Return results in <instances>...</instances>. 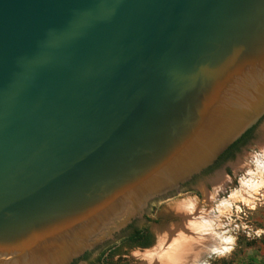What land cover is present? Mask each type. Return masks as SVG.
Returning <instances> with one entry per match:
<instances>
[{"label": "water", "instance_id": "95a60500", "mask_svg": "<svg viewBox=\"0 0 264 264\" xmlns=\"http://www.w3.org/2000/svg\"><path fill=\"white\" fill-rule=\"evenodd\" d=\"M263 175L264 0H0V264H197Z\"/></svg>", "mask_w": 264, "mask_h": 264}, {"label": "rangeland", "instance_id": "374dc122", "mask_svg": "<svg viewBox=\"0 0 264 264\" xmlns=\"http://www.w3.org/2000/svg\"><path fill=\"white\" fill-rule=\"evenodd\" d=\"M229 237L228 251L207 256L201 264H264V189L254 203L236 201Z\"/></svg>", "mask_w": 264, "mask_h": 264}, {"label": "trees", "instance_id": "16d2710c", "mask_svg": "<svg viewBox=\"0 0 264 264\" xmlns=\"http://www.w3.org/2000/svg\"><path fill=\"white\" fill-rule=\"evenodd\" d=\"M256 127H254L253 129H250L246 134H244V136L238 140L235 144H233L223 155H226V154H229L230 151L234 150L235 148H237V146L240 144V143H246L253 130L255 129ZM127 241H129L131 244L135 245V246H140V247H149L151 246L152 244V235L148 232L147 229H136L134 230L133 234H131L128 238H127ZM106 255V253H103L101 254L102 256H100L99 258V262H102V259H103V255ZM113 255V253L111 254Z\"/></svg>", "mask_w": 264, "mask_h": 264}, {"label": "flooded vegetation", "instance_id": "af4514ba", "mask_svg": "<svg viewBox=\"0 0 264 264\" xmlns=\"http://www.w3.org/2000/svg\"><path fill=\"white\" fill-rule=\"evenodd\" d=\"M255 129H256V128H255ZM255 129L253 130V132L255 131ZM253 132H252V134H253ZM252 134H251V136H252ZM245 144H246V143H240V144L237 146V148H235L234 150L230 151L229 154L222 155V156L218 159V161H217L212 167H210L209 169H207L206 171H204V172L202 173V175L205 174V173H207V172H216V170L219 169L221 165H224V164L228 163L230 160H232L233 157H235V156L237 155V152H239V151L241 150V146H244ZM200 176H201V175H200ZM134 230H135V229H133L130 233H128V235H126V237H125L126 240H127V238H128L131 234H133ZM128 242H129V241H128ZM102 248H103V247H101L100 249H97L96 251H94V253H96V257H98V260H99L101 254H102ZM137 248H140L141 250H144V249H146L147 247H140V246H137ZM103 250H104V249H103ZM90 255H91V252L86 253L83 257H81V259H80L78 262H84V261L88 260V258H89ZM76 262H77V261H76Z\"/></svg>", "mask_w": 264, "mask_h": 264}, {"label": "bare ground", "instance_id": "6f19581e", "mask_svg": "<svg viewBox=\"0 0 264 264\" xmlns=\"http://www.w3.org/2000/svg\"><path fill=\"white\" fill-rule=\"evenodd\" d=\"M263 189H264V175L262 177H260L251 187H249L238 198L237 201L242 200L245 203H254L262 195V190ZM230 244H232V239L229 237L228 244L225 247L224 251L219 252V253H225L226 251H228L230 249L229 248ZM219 253H216V254H219ZM202 261H203V259L201 261H199L197 264H201Z\"/></svg>", "mask_w": 264, "mask_h": 264}]
</instances>
